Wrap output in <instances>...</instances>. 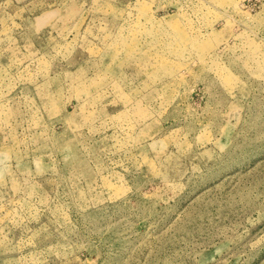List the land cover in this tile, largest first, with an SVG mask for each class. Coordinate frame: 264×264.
Wrapping results in <instances>:
<instances>
[{
  "label": "rangeland",
  "instance_id": "rangeland-1",
  "mask_svg": "<svg viewBox=\"0 0 264 264\" xmlns=\"http://www.w3.org/2000/svg\"><path fill=\"white\" fill-rule=\"evenodd\" d=\"M0 264H264V0H0Z\"/></svg>",
  "mask_w": 264,
  "mask_h": 264
}]
</instances>
